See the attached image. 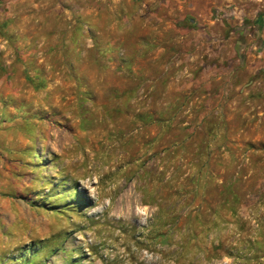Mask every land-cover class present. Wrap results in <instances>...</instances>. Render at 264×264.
Returning a JSON list of instances; mask_svg holds the SVG:
<instances>
[{
    "label": "rangeland",
    "instance_id": "rangeland-1",
    "mask_svg": "<svg viewBox=\"0 0 264 264\" xmlns=\"http://www.w3.org/2000/svg\"><path fill=\"white\" fill-rule=\"evenodd\" d=\"M0 264H264V0H0Z\"/></svg>",
    "mask_w": 264,
    "mask_h": 264
}]
</instances>
